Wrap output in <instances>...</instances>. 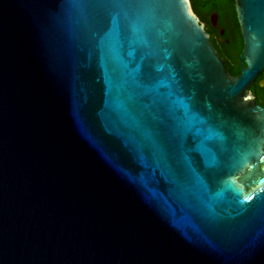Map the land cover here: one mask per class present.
<instances>
[{
  "label": "water",
  "instance_id": "obj_1",
  "mask_svg": "<svg viewBox=\"0 0 264 264\" xmlns=\"http://www.w3.org/2000/svg\"><path fill=\"white\" fill-rule=\"evenodd\" d=\"M233 2L237 76L190 0H0V264H264V0Z\"/></svg>",
  "mask_w": 264,
  "mask_h": 264
},
{
  "label": "trees",
  "instance_id": "obj_2",
  "mask_svg": "<svg viewBox=\"0 0 264 264\" xmlns=\"http://www.w3.org/2000/svg\"><path fill=\"white\" fill-rule=\"evenodd\" d=\"M190 2L194 13L199 18L211 13L219 15V22L222 28L225 29L224 40H228L229 44L224 42L222 46H214L220 57L223 58L229 73L232 76H237L240 72L239 56L243 41L236 19L233 0H190ZM262 81H264V72L262 77L258 78L254 85L249 88V92L255 91L256 102L264 107V86H261Z\"/></svg>",
  "mask_w": 264,
  "mask_h": 264
},
{
  "label": "flooded vegetation",
  "instance_id": "obj_3",
  "mask_svg": "<svg viewBox=\"0 0 264 264\" xmlns=\"http://www.w3.org/2000/svg\"><path fill=\"white\" fill-rule=\"evenodd\" d=\"M199 20L204 25L205 31L209 34L213 46H222L224 42L229 44L228 40H224L225 29L222 28L221 23L219 22V15L217 13H211L203 18H199ZM227 46L229 47V45Z\"/></svg>",
  "mask_w": 264,
  "mask_h": 264
}]
</instances>
